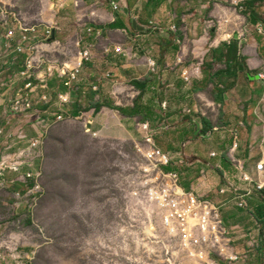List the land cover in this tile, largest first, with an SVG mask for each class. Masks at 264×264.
Wrapping results in <instances>:
<instances>
[{"label": "crops", "instance_id": "crops-1", "mask_svg": "<svg viewBox=\"0 0 264 264\" xmlns=\"http://www.w3.org/2000/svg\"><path fill=\"white\" fill-rule=\"evenodd\" d=\"M120 2L119 8H128L127 16L125 11L114 14L107 8H94L90 16L86 14L94 25L96 20L100 23L85 28L84 39L76 41L83 45L82 50H90L91 57L82 61L78 50L72 88L65 87L66 76H55L49 83L52 116H45L50 122L47 130L41 131L45 145L40 158V189L34 193L39 196L40 211L53 223L120 222L127 196L126 158H143L146 151L156 148L169 158L162 172L175 173L183 192L219 207L229 232L233 215L227 214V206L236 203V194L220 192L233 185L223 180L232 173L237 177L236 163L252 177L256 164L264 163V17L255 11L264 0L244 5L249 22L252 13L258 17L252 29L238 39L216 37L208 49L198 43L191 56L182 49L178 53L173 36L165 33L179 24L175 20L178 9L169 1ZM149 8L155 13L162 8L169 16L162 19L156 14L159 23L148 22L150 26L131 20ZM113 23L118 28L108 27ZM184 26L181 23L180 27ZM133 30L158 31L166 36L127 37ZM184 71L187 81L181 76ZM59 95L67 103L60 104ZM58 115L62 120L55 122ZM219 120L229 136L218 130ZM141 124L147 125L148 132ZM147 135L150 145L143 140ZM196 174L200 176H192ZM27 191L25 186L6 185L0 190V201L10 199L15 207L16 195ZM207 192L208 197H203ZM255 200L259 218L264 220V190L247 197L243 208ZM30 205L31 200L18 209L30 210Z\"/></svg>", "mask_w": 264, "mask_h": 264}, {"label": "rangeland", "instance_id": "rangeland-1", "mask_svg": "<svg viewBox=\"0 0 264 264\" xmlns=\"http://www.w3.org/2000/svg\"><path fill=\"white\" fill-rule=\"evenodd\" d=\"M86 1L87 3L84 4L82 0H0V19L6 16L9 22V26L0 24V38L13 29L15 23L12 14L21 23L39 26L38 32L41 36L35 43L39 47L36 56L40 57L46 51L51 61L58 60L56 63L58 68L69 71L75 67V56L78 50L82 51L83 48V45L76 44V41L80 38L84 39V32L87 34L85 28H93L100 23L96 20L97 24L94 25L93 20L88 19L86 14L90 16L94 8H107L114 14L128 9L119 8L118 4L121 1L120 3L124 5L128 0H113L114 3L109 0ZM166 1H169V5L174 9H178L179 13L175 18L179 24H175L171 30H165L167 36H173L178 53L182 49L191 56V52L198 43L208 49L216 37L223 36V39L231 40L234 34L242 36L246 30L253 27L244 10L246 0ZM114 5L118 8L114 9ZM162 8H158L156 13L149 8L137 15L136 19L131 18V20L159 23L156 14L162 19L169 16ZM255 11L259 17L263 18L264 2L259 3ZM125 15H128L126 11ZM181 23L185 24L184 28L180 27ZM46 26L53 29L50 41H44L45 38L42 36ZM148 26H150L149 23ZM19 34L21 33L16 31L14 37L18 38ZM120 36H123V33ZM164 36L166 35L158 31L149 32V30H133L127 34V37L132 39H155ZM47 60L43 58L41 62L37 59L36 66L38 68L42 66V70L47 72L49 65ZM7 63L6 58L0 59V67H8ZM23 63L24 57H21L16 66H11V72H18L19 66ZM4 73L6 72H2ZM1 79L3 82L8 81L5 75ZM18 85L22 86L18 83L15 87ZM15 90H11L8 96H5L3 92L0 98V158L6 156L7 151L17 153L28 150L30 139L38 137L39 132L44 129L40 125H30L28 123L30 120H26L25 123L23 118L16 116L13 117L12 124H6L8 106L12 104L9 101L12 100V95H15ZM219 122L220 120L216 122L218 130L225 131V135L229 136L230 133ZM257 161L258 159H255L254 163ZM126 164L127 196L125 215L120 222L53 223L47 221L43 212L40 211L38 195L31 199L30 210L24 208L19 210L14 207L10 199H1L0 264H202L198 258L189 255V252L182 248L178 237L168 235L161 225V212L156 206L146 202L144 195L140 198L135 192L139 183H142L141 191L144 192V183L153 180L154 174L143 173L151 166L144 158L130 156H127ZM40 167L39 159L35 168L39 171ZM159 169L162 171V167ZM11 176L13 180L17 178L13 173H7L5 180H9ZM183 177L187 178L189 175L183 174ZM223 182L224 184L231 182L238 191H244L241 189L245 185L243 183L241 185L235 173L226 176ZM30 185L34 188L36 183L31 182ZM4 188L6 189V185ZM253 192L258 193L254 190ZM209 194L207 192L203 197H208ZM22 195L25 193L22 192ZM233 201L236 202L234 205L230 203L227 206V214L233 215L232 226L228 229L229 232L227 231L220 247L225 253L226 250L227 253L229 251V254L225 256L223 253V256H219L218 252L206 247L199 249L198 253L208 254L220 264H264V220H260L254 206L257 202L256 200L252 204L248 202L247 208H240L237 205L238 202ZM118 224L120 236L117 235ZM6 246L9 248L7 249ZM232 251L239 259L229 263L227 257L231 256Z\"/></svg>", "mask_w": 264, "mask_h": 264}, {"label": "built area", "instance_id": "built-area-1", "mask_svg": "<svg viewBox=\"0 0 264 264\" xmlns=\"http://www.w3.org/2000/svg\"><path fill=\"white\" fill-rule=\"evenodd\" d=\"M117 8L114 5V9ZM12 16L15 23L13 29L8 31L3 38H0V59L6 58L8 62L6 65L8 67H0V98L3 92L5 96H8L11 90L14 91L17 87L15 95H12V100L9 101L12 104L8 106L9 112L6 124H12L13 117L16 116L23 118L25 123L26 120H30L28 121L30 125L43 126L44 129L42 130L46 131L50 120H46L45 116L49 118L52 116L50 110L53 98L48 93L50 81L55 76H66L67 80L64 85L66 88L71 89L72 83L76 80L77 71L75 67L69 71L58 68L56 66L58 60L51 61L50 57L46 55V51L40 57L39 55L36 56L39 47L35 43L38 37L41 36L38 32L39 26H28L26 22L21 23L15 15L12 14ZM0 22L2 26H9L8 17L6 16H3ZM15 30L21 33L18 38L14 37ZM87 32L89 33L91 30L87 29ZM42 36L45 38L44 41H50L53 36V29L46 26L43 29ZM104 51L107 52V50ZM115 51L119 52V49H115ZM21 57H24V63L19 66L18 72L12 73L11 66H16ZM79 57L82 61H88L91 57L90 50L80 51ZM43 58L49 60H47L49 64L47 72L42 70V66L39 68L36 66V60L41 61ZM80 64L78 63V66ZM2 72L6 73L2 74ZM3 75L8 78L7 82L2 81L1 77ZM181 76L184 81L189 78L186 71L182 72ZM18 83L22 86L15 87ZM58 102L64 104L67 103V99L59 95ZM54 119L55 122L60 121L62 116H55ZM140 127L143 131L148 132L147 125L141 124ZM143 140L145 144H151L148 135ZM44 145L45 140L40 132L38 137L30 139L28 150H21L17 153L7 151L6 156L0 158V190H3L7 184L21 185L28 189L25 195L20 193L16 195L17 203L15 207L17 208H20L23 202L29 203L37 195L34 193L40 189L41 170L37 171L35 167L37 160L41 158ZM211 156H214V154H211ZM143 158L151 166L143 173H151L154 176L149 183H144V192L141 191L142 183L137 185L138 189L135 192L140 198L144 195L146 202L156 206L161 212L162 227L171 237H178L180 245L189 252V255L198 258L202 264H220L208 254L198 253L199 249L203 247L215 250L219 253V256H223V253H225L220 247L227 231L223 226L219 207L191 192H183L178 185V177L175 173H163L159 168L167 166L169 158L158 149L150 148L143 154ZM236 170L239 181L246 186V189L241 194H237L238 189L232 185L220 192L222 194L226 192L236 194L234 200L238 202V207L243 208L246 204L245 199L253 193V190L258 192L264 190V163H257L255 177L245 172L241 163H236ZM7 173H13L17 178L8 183L5 180ZM31 182L36 183L34 188L30 187ZM227 258L229 263L236 262L239 259L237 255H231Z\"/></svg>", "mask_w": 264, "mask_h": 264}, {"label": "trees", "instance_id": "trees-1", "mask_svg": "<svg viewBox=\"0 0 264 264\" xmlns=\"http://www.w3.org/2000/svg\"><path fill=\"white\" fill-rule=\"evenodd\" d=\"M258 0H253V1H246L245 3H244V5L245 6H251V5H253L255 2H257ZM252 15L254 16V18L257 20V15L256 14H254V13H252ZM110 29H115V28H118L117 27V25L115 24V23H113V24H111V25H109L108 26ZM206 128H208V125H206Z\"/></svg>", "mask_w": 264, "mask_h": 264}, {"label": "water", "instance_id": "water-1", "mask_svg": "<svg viewBox=\"0 0 264 264\" xmlns=\"http://www.w3.org/2000/svg\"><path fill=\"white\" fill-rule=\"evenodd\" d=\"M250 23H251V25H253V26L257 25V21H256V19H255L253 16H250ZM234 38H235V39H238V34H235V35H234ZM258 78H259V76L257 75V76H256V79H258Z\"/></svg>", "mask_w": 264, "mask_h": 264}]
</instances>
